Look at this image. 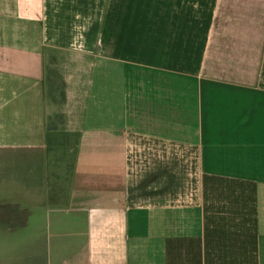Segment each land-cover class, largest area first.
Here are the masks:
<instances>
[{
  "label": "crops",
  "instance_id": "0c3cea01",
  "mask_svg": "<svg viewBox=\"0 0 264 264\" xmlns=\"http://www.w3.org/2000/svg\"><path fill=\"white\" fill-rule=\"evenodd\" d=\"M0 264H264V0H0Z\"/></svg>",
  "mask_w": 264,
  "mask_h": 264
},
{
  "label": "rangeland",
  "instance_id": "374dc122",
  "mask_svg": "<svg viewBox=\"0 0 264 264\" xmlns=\"http://www.w3.org/2000/svg\"><path fill=\"white\" fill-rule=\"evenodd\" d=\"M51 85H52V89H53V90H57V91L59 90V89H58L59 87H57V86H58L57 83H54V84H51Z\"/></svg>",
  "mask_w": 264,
  "mask_h": 264
}]
</instances>
